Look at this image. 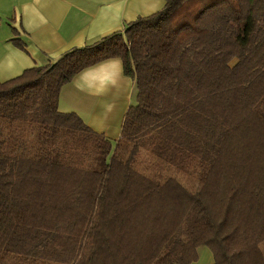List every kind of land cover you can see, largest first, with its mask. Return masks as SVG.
<instances>
[{
	"label": "trees",
	"instance_id": "obj_1",
	"mask_svg": "<svg viewBox=\"0 0 264 264\" xmlns=\"http://www.w3.org/2000/svg\"><path fill=\"white\" fill-rule=\"evenodd\" d=\"M110 57L136 88L113 141L58 108ZM201 246L264 264V0H165L0 81V264H190Z\"/></svg>",
	"mask_w": 264,
	"mask_h": 264
},
{
	"label": "crops",
	"instance_id": "obj_2",
	"mask_svg": "<svg viewBox=\"0 0 264 264\" xmlns=\"http://www.w3.org/2000/svg\"><path fill=\"white\" fill-rule=\"evenodd\" d=\"M165 0H0V81L44 65L69 49L121 31L124 24L158 11ZM20 43L23 48L16 45ZM62 86L58 108L75 112L94 131L116 139L123 117L136 101L133 80L124 74L117 89L90 95Z\"/></svg>",
	"mask_w": 264,
	"mask_h": 264
},
{
	"label": "clouds",
	"instance_id": "obj_3",
	"mask_svg": "<svg viewBox=\"0 0 264 264\" xmlns=\"http://www.w3.org/2000/svg\"><path fill=\"white\" fill-rule=\"evenodd\" d=\"M123 78V61L118 57H110L81 69L73 82L81 91L103 96L117 89Z\"/></svg>",
	"mask_w": 264,
	"mask_h": 264
},
{
	"label": "rangeland",
	"instance_id": "obj_4",
	"mask_svg": "<svg viewBox=\"0 0 264 264\" xmlns=\"http://www.w3.org/2000/svg\"><path fill=\"white\" fill-rule=\"evenodd\" d=\"M108 138L112 140V138H110V137H108ZM212 262H213V254H212V251L210 250V248L207 246H201L198 248V256H197L196 260H194L190 264H212Z\"/></svg>",
	"mask_w": 264,
	"mask_h": 264
}]
</instances>
